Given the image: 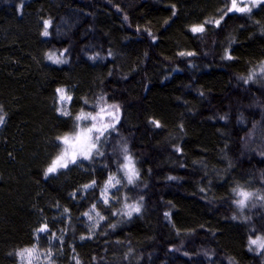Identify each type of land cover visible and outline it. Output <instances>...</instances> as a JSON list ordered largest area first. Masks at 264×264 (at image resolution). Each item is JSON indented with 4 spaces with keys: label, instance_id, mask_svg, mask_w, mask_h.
Segmentation results:
<instances>
[{
    "label": "trees",
    "instance_id": "obj_1",
    "mask_svg": "<svg viewBox=\"0 0 264 264\" xmlns=\"http://www.w3.org/2000/svg\"><path fill=\"white\" fill-rule=\"evenodd\" d=\"M229 8L0 0V264H18L41 226L61 236L54 264H264L250 244L264 239V3ZM58 88L72 97L68 116L57 113ZM104 105L119 111L100 154L46 177L57 138ZM238 191L251 194L243 208ZM89 211L99 213L92 230Z\"/></svg>",
    "mask_w": 264,
    "mask_h": 264
},
{
    "label": "snow or ice",
    "instance_id": "obj_2",
    "mask_svg": "<svg viewBox=\"0 0 264 264\" xmlns=\"http://www.w3.org/2000/svg\"><path fill=\"white\" fill-rule=\"evenodd\" d=\"M258 3H264V0H253V6H256ZM238 11V12H248L251 11L250 7L244 6L241 7L238 5L237 0H232L231 2V8L228 9V11ZM218 24L219 21H216ZM47 27L48 22H45V31L43 35L47 36ZM193 32H202L204 31L203 26L199 27H193ZM183 55V53L181 54ZM191 55V53H189ZM230 58V57H229ZM48 59L52 61L54 64L63 63L65 61L57 58L55 56V53H50L48 55ZM58 96H59V102L61 104H65L66 102H70L72 100L71 96L66 95L65 90L63 88H58L57 90ZM109 107L115 109V112H109L108 115L112 117L113 120L117 119V116L115 113L119 111L118 106L116 105H110ZM106 111V109L101 108L100 111L93 115L92 113H85L83 110L81 113L75 117V120L77 123L74 125L77 129L73 134H65L62 137H58L57 139L60 141L62 145H64L63 149L60 151V154L51 162L50 166L46 170V177L48 174L56 173L58 169L60 168H67L69 162L75 164L77 157L83 158V159H89L92 156V153L94 150H96L97 154L99 153V150L97 148L98 142L100 141L101 137L104 136V133L109 129V127H114V125H111L109 123H104V116L103 113ZM62 115H70L69 112L66 110L61 111ZM97 121L99 120L100 123H92L91 125H84L81 126L79 123L80 121ZM4 123V116L0 115V124ZM155 123V122H154ZM157 126H159L157 124ZM95 134V135H94ZM126 160L128 161L124 167L127 169L128 172V182L132 183L133 177L136 175V170L134 165L132 164V160L130 157H126ZM114 179V178H110ZM118 183V181H117ZM237 194L242 197V199L235 201L240 208H243L245 206V201L248 199V197L251 195L250 193L238 191ZM105 203H107V200H105ZM131 208V211L127 212L126 215L131 216V212H139V208L135 205L129 206ZM94 210V209H93ZM85 216H89V219H91V216L89 213H84ZM99 215V213H97ZM103 219V217H101ZM48 231L47 226L41 227L38 229V232H46ZM250 244L256 246L259 249H264V239L257 238V239H250ZM249 250H252L251 248ZM18 255L26 260L27 264H33V260H39L42 253H38L36 250V247L33 246L32 248H25L21 252L18 253ZM51 253H49V256Z\"/></svg>",
    "mask_w": 264,
    "mask_h": 264
},
{
    "label": "rangeland",
    "instance_id": "obj_3",
    "mask_svg": "<svg viewBox=\"0 0 264 264\" xmlns=\"http://www.w3.org/2000/svg\"><path fill=\"white\" fill-rule=\"evenodd\" d=\"M230 2H232V0H230ZM237 3L241 7L247 6V7H250V8L256 7L259 4H263V3H258V4H256V6H253V0H237ZM232 11L233 12H237V13H241V12H238V11H235V10H232ZM65 93H66V95L69 96V94H68V92L66 90H65ZM56 95H57V105H56L57 113L60 116L64 117L65 115H62L61 111L62 110H66L68 112V107H69L70 102H66L65 104H61L59 102V96H58L57 91H56ZM101 108L106 109V111L103 113V116H104L103 122L104 123H110L111 122V125H116L117 119L113 120L112 117L108 115L109 112H115V111L112 108H109L108 105H104L103 107H100V109ZM92 123H100V122L91 121V124ZM91 124H89V125H91ZM63 147H64V145H62V149H63ZM78 160H86V159L77 157L76 161H78ZM70 164H73V163L69 162L68 166ZM62 169H65V168H60L57 171L62 170ZM121 172H122L123 176L125 177L126 181L128 182V172H127V169L124 166L122 167ZM110 178H114V179L110 180ZM110 178L107 180V182L105 183V185H104V187L102 189L101 201L103 203H105V200H107V203L110 202V199H111L110 194L118 187L117 178L114 177V176H112ZM240 199H242V197H240ZM92 219H95L96 221H91L90 222V226H93V225L95 226L96 223L98 222L97 214L91 215V219L90 220H92ZM42 227H44V226H42ZM44 234H45L46 240L45 239L41 240V236L44 235ZM36 239H37V242H36V244L34 246L36 247L37 252L38 253H42V255L40 256L39 260H35L34 259L33 260V264H54L56 256H55V251L53 250L52 246L53 245H57V243L60 242L61 236L59 235V232L50 233L49 231H46V232H38L37 231L36 232ZM30 248H32V247H30ZM257 249H259V248H257ZM49 253H51L50 256H49ZM18 261H19L18 264H27L26 260L21 258L19 255H18Z\"/></svg>",
    "mask_w": 264,
    "mask_h": 264
},
{
    "label": "bare ground",
    "instance_id": "obj_4",
    "mask_svg": "<svg viewBox=\"0 0 264 264\" xmlns=\"http://www.w3.org/2000/svg\"><path fill=\"white\" fill-rule=\"evenodd\" d=\"M178 166H184L183 161L180 160V159H179ZM128 183H129V182H128ZM86 213H89L90 216L96 214V212H93V211H89V212H86ZM95 217H96V216H95ZM83 218H84V220L86 221V225H87L88 229H89V230H92L95 226H94V225H93V226H90V222H91V221H96V220H95V219L90 220V219H89V216H85V215H83ZM114 219H115V218L112 217V218H110V221H113ZM84 220H83V221H84ZM95 223H96V222H95ZM95 223H94V224H95ZM85 230H86V229H85Z\"/></svg>",
    "mask_w": 264,
    "mask_h": 264
}]
</instances>
